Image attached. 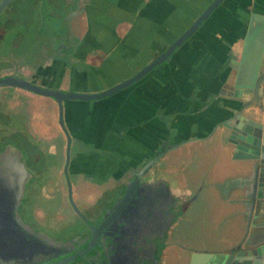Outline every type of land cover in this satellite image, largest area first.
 <instances>
[{
  "label": "crops",
  "instance_id": "1",
  "mask_svg": "<svg viewBox=\"0 0 264 264\" xmlns=\"http://www.w3.org/2000/svg\"><path fill=\"white\" fill-rule=\"evenodd\" d=\"M210 1L36 0L37 18L25 39L36 48L28 53L22 46L31 63L3 64L2 71L62 90H103L151 61ZM12 3L0 19V36L6 24H18L20 7ZM251 11L264 13V0H223L169 59L129 85L97 99L63 101L64 123L75 144L69 171L81 178L71 180L74 195L91 211L90 204L101 208L111 193L122 192L129 175L161 146L177 144L145 174L166 180L177 209L192 204L196 225L192 234H181L175 228L188 214L177 219L175 213L164 234L161 264H187L192 250L216 252L264 242V197L254 196L257 161L234 157L230 135L237 113L264 122V91L258 104L252 96L231 95L235 70L229 62L239 55ZM111 75L116 78L107 79ZM5 89L8 110L22 102L32 105L26 133L59 153L50 143L56 132L65 136L57 102L30 90ZM109 178L113 185L99 201L96 187ZM204 261L202 254L194 257V264Z\"/></svg>",
  "mask_w": 264,
  "mask_h": 264
},
{
  "label": "water",
  "instance_id": "2",
  "mask_svg": "<svg viewBox=\"0 0 264 264\" xmlns=\"http://www.w3.org/2000/svg\"><path fill=\"white\" fill-rule=\"evenodd\" d=\"M11 1L12 0H0V13ZM222 1L223 0H211L207 6L196 16V18L170 44H168L159 54H157V56H155L151 61H149L129 77L116 82L115 84L108 86L103 90L93 92L62 90L60 88L38 84L24 76H19L13 73L0 76V87H18L46 96H51L57 102L58 121L65 135L67 136L65 160L62 170L66 179L67 196L74 212L89 228L90 236L86 244L82 246L80 250L66 256L59 257L47 264H65L70 262L76 256L85 259V257H83L84 253L91 249V247L96 243V240L101 233H99V231L102 228L101 222L98 225H95L89 220V218L83 213L73 198L72 181L69 174L71 136L64 123L63 101L65 99H97L110 95L115 91L129 85L134 80L140 78L146 72L154 68L156 65L161 64L162 62L169 59L174 50L192 35V33ZM263 53L264 13L251 11L247 21L245 33L242 37L239 55L232 58L229 62V64L235 70L232 79L233 91L231 92V95H233L235 98H247L248 96H252L253 100H255L257 104L259 103V99L264 91L262 86L264 71L261 70ZM235 115L238 120L235 122V124H231L232 132L230 133V135L234 136L233 141L235 143L233 155L237 158H246L257 161V167L254 174V196L257 198L264 197V122L255 120L252 117L241 118L238 113ZM230 121L233 122V120H229V122ZM229 122L222 123L227 125ZM176 145L177 144H165L146 160V162L142 165L140 170L136 172L131 181L126 183L120 198L112 205L113 209L111 217L120 214L129 203L131 206H136L137 204H147L151 207L159 208L156 202L158 199H155L156 196L152 193L151 196L150 193H148L147 196L145 194L146 188L144 190V187L147 185H153L156 192L165 190L169 193L168 200L166 199L162 202L161 211L165 216L169 217V223L172 221L175 213L172 212L171 208L175 205L176 195L172 191L171 186H169L164 179L152 178L141 181V177L146 173L147 168L157 161V159L162 154ZM0 175L4 176L5 181H7V194L8 191L10 192L14 189L16 194L15 202L19 201V199L21 200V198L25 196V183L32 174L25 167V154L19 146L8 143L2 150H0ZM152 197L153 199H151ZM256 201L259 204V200ZM1 222H3V226L0 224V231L2 230L3 232H0V256L5 254H16L17 251L22 249L24 250L23 243H33L28 234L23 233L19 229H16L14 225H12L11 220L2 219L0 220V223ZM22 223L23 226L28 228L32 233V235L29 234L31 237L37 234L28 223H24L23 221ZM117 223L119 227L121 224H125V220L122 219ZM42 234L43 236L47 237L50 242H55V240L47 234ZM142 239L144 241L147 240L145 237H142ZM248 242V240L245 241V243ZM152 244L155 246L154 242H152ZM98 246L100 251L104 253L105 251L102 243H98ZM229 250H233V252H227ZM262 253H264V242L246 248L232 246L230 249L228 248L227 250H219L216 252H197L196 250H192L187 255V264H194V257L197 256V254H202L205 257L203 264H263L260 263V257Z\"/></svg>",
  "mask_w": 264,
  "mask_h": 264
},
{
  "label": "flooded vegetation",
  "instance_id": "3",
  "mask_svg": "<svg viewBox=\"0 0 264 264\" xmlns=\"http://www.w3.org/2000/svg\"><path fill=\"white\" fill-rule=\"evenodd\" d=\"M3 64L4 63L0 61V76L9 74L8 72L3 73ZM10 73L15 74L14 72ZM1 134L2 133L0 131V150H2L8 143L17 145L22 149V147L15 142L8 141L7 139H1V136H3ZM22 151L25 154V167L31 172V174H34V171H32L28 166L27 155L25 151L23 149ZM48 151L51 150L49 149ZM35 172L37 171L35 170ZM135 174L136 173L129 175V177L124 181V186L128 181H131ZM32 176L33 175H31V177L25 183V196H23L21 200L19 199L17 204V202H15L16 194L14 189L13 191L9 189L11 191H8L7 194V181H5L4 176L0 175V220H11L12 225H14L16 229L28 234L30 239L33 241V243L31 242L30 244L23 243L24 250L22 249L17 251L16 254H11L13 257L8 254L0 256V263L2 264H47L59 257L66 256L80 250L89 239V228L81 219L80 220L83 223V227L70 234L58 237L37 223V219L40 217L38 214H36V210L31 212V215L33 214V219H35L37 222H33L26 217V215L23 213V210L30 195V187L32 188L31 185L35 183V181L32 180ZM149 179L152 178H149L147 174H144L141 177V181ZM110 187L109 189H111ZM144 190L146 196L148 193H150V196L151 193L156 196L155 199H158L156 202L159 208H154L147 204H137L136 206H131L129 203L130 205L128 204L120 214L111 217L113 209L112 205L122 195L121 191H116L115 195L111 193L107 198V203L101 208L99 207L96 209V207H94L95 204H90L93 209L95 208L93 211H91L92 209L89 210L87 208L89 206L88 203L85 204L79 200L81 202V206L79 207L89 218V220L95 225H98L101 222L102 228L99 231V233H101H98L99 237L91 249L84 253L83 257H85V259L76 256L70 262L65 264H161L162 258L160 250L163 245L166 244V241L164 240V234L167 230V226H169L172 222L171 221L169 223V217L162 213L161 206L164 200H168L169 193L165 190L156 192L153 185L145 186ZM172 191L174 192V189H172ZM101 194L102 193L100 192L98 196L99 201L102 199ZM48 197L49 195H47V199ZM73 198L74 200L78 198V196L74 195V189ZM151 199H153V197ZM38 206H40L42 213L46 215L49 220L58 219V217L56 218V215L54 216V214H51L50 212L48 213L47 206L43 205V203L42 205ZM38 206H36V209ZM171 209H176V203ZM75 215L77 214L75 213ZM19 217L24 223H28L37 234L31 237L32 233L28 228L23 226V223ZM43 219L45 220V217ZM122 219L125 220V224H121L118 227L117 222ZM60 220H62V218ZM0 224L3 226V222ZM41 232L53 238L55 242H50L49 239L43 236ZM141 236L145 237L147 240L144 241ZM152 242L155 243V246L152 244ZM98 243H102L105 251L104 253L100 251Z\"/></svg>",
  "mask_w": 264,
  "mask_h": 264
},
{
  "label": "rangeland",
  "instance_id": "4",
  "mask_svg": "<svg viewBox=\"0 0 264 264\" xmlns=\"http://www.w3.org/2000/svg\"><path fill=\"white\" fill-rule=\"evenodd\" d=\"M12 4H15V6L19 5L20 7L18 13L19 20H17V25L6 24L4 27V34L0 36V61H2L5 66L16 67L15 65L17 64V67H19L22 63H27L24 62L27 59L29 61L28 63H31L30 57H23L22 46L25 51H29L28 53H31L32 49L36 48V45H33L29 41L26 42L25 39L28 37L26 34L27 31L31 32L33 30L34 24L32 23V20H36L37 18L38 4L36 0H31V2L30 0H13ZM97 75L99 76V73H97ZM114 78L116 77L111 75V77L107 79L114 80ZM104 79L107 81L106 78ZM6 87L10 86H4L3 90L0 89V131L2 133L1 135H3L1 136V139H7L8 141L15 142L22 147L27 155L28 166L32 171L36 170L37 173L42 172L44 168V174L37 177V181L31 186L38 187L41 182H46V187L44 185L43 192L46 196L49 195L48 199L42 198L35 194L33 190H30V195L23 213L27 218L34 222L36 220L33 219V214L31 215V212L36 210V214L40 217L37 219L38 222H36L42 225V227L50 233L57 235L58 237L70 234L83 227V223L79 217L75 215V212L69 202L66 190V179L62 171L65 160V145L67 136L65 135L63 137H59L62 133L56 132V136L53 137L50 143L56 144V149L59 153L55 150L48 151L51 149V146L49 147L48 145L49 143L38 142L32 133H26L32 105L22 102L18 107H15V109L8 110L9 107L7 108L6 106V96L8 94L2 93L6 91ZM70 146L73 153L75 144L72 143V141ZM172 176L169 177L170 180L175 179L174 175ZM72 179L76 182L81 178H79L77 174H71V180ZM111 180L113 179L109 178L108 182H103V187H96V189L99 190V193H102L105 189H109L113 182ZM79 200L80 199L76 198L75 202L78 206H81V202ZM44 202L46 203L48 213L50 212L51 214H54V216L56 215V218L58 217L57 220H49L47 216L42 213V209L38 205H42ZM36 206H38L37 209ZM192 208V204L183 206L180 204L178 209L176 207L177 212L175 213L178 217L177 219H179L180 214H183V212L188 214V218L182 219V223L180 222L177 225V228H175L178 231L181 230V234L183 232L186 234H192L190 230L195 231L196 224L192 221V217L190 215L192 213ZM44 217L45 220L43 219ZM59 218H62V220Z\"/></svg>",
  "mask_w": 264,
  "mask_h": 264
},
{
  "label": "trees",
  "instance_id": "5",
  "mask_svg": "<svg viewBox=\"0 0 264 264\" xmlns=\"http://www.w3.org/2000/svg\"><path fill=\"white\" fill-rule=\"evenodd\" d=\"M13 1V0H12ZM11 1V2H12ZM10 2V3H11ZM9 3V4H10ZM9 4L7 5V7L9 6ZM7 7L6 8H4V10L0 13V19L2 18V16H3V14H5V12H6V9H7ZM61 166V165H60ZM60 166H59V168H60ZM43 170H44V168H43ZM43 170H42V172H33L34 174H32L33 176V181H37V177H40V176H42L43 174H44V172H43ZM44 185L46 186V182H41L40 184H39V186L38 187H30V190H33V192H35V194H37V195H39V197H42V198H47V196L44 194V192H43V188H44ZM43 205H45L46 206V203L44 202L43 203ZM80 219V218H79ZM82 222V221H81Z\"/></svg>",
  "mask_w": 264,
  "mask_h": 264
}]
</instances>
